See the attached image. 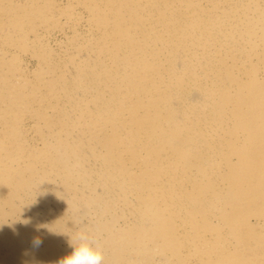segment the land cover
Wrapping results in <instances>:
<instances>
[{
    "label": "bare ground",
    "instance_id": "6f19581e",
    "mask_svg": "<svg viewBox=\"0 0 264 264\" xmlns=\"http://www.w3.org/2000/svg\"><path fill=\"white\" fill-rule=\"evenodd\" d=\"M0 225V264H264V0H0Z\"/></svg>",
    "mask_w": 264,
    "mask_h": 264
},
{
    "label": "clouds",
    "instance_id": "9594fccd",
    "mask_svg": "<svg viewBox=\"0 0 264 264\" xmlns=\"http://www.w3.org/2000/svg\"><path fill=\"white\" fill-rule=\"evenodd\" d=\"M28 221L25 223L27 225ZM3 225H0L2 227ZM9 226H12L11 224ZM39 231V229H37ZM43 238L34 236L31 241L32 249L38 250L43 244ZM68 246L72 251L64 256L58 264H102L103 255L101 251L94 246L89 235L86 232H79L75 241L69 239Z\"/></svg>",
    "mask_w": 264,
    "mask_h": 264
}]
</instances>
